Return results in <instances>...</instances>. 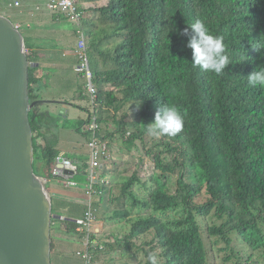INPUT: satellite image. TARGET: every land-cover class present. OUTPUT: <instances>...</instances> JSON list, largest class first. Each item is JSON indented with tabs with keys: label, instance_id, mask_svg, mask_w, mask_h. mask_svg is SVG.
I'll use <instances>...</instances> for the list:
<instances>
[{
	"label": "trees",
	"instance_id": "16d2710c",
	"mask_svg": "<svg viewBox=\"0 0 264 264\" xmlns=\"http://www.w3.org/2000/svg\"><path fill=\"white\" fill-rule=\"evenodd\" d=\"M34 1L42 0L29 2ZM91 1L84 8L80 3L84 16L79 27L89 44L95 92L94 99L82 92L89 106L80 109L89 116L79 125L85 123L81 129L89 139L95 120L106 138L117 131L128 145L140 141L142 154L154 164L146 180L139 171L141 158L131 176L103 187L108 210L104 221L126 220L130 229L109 232L116 244L91 245L93 261L105 253L126 251L127 264H148L149 252H157L159 264H220L216 256L225 252L222 264H264V88L247 83L249 74L264 68V55L251 43L264 34V0ZM197 19L224 37L231 63L220 75L192 67L190 37L180 33ZM26 47L34 63L29 68L30 98L42 99L50 74L39 63L37 45L27 42ZM71 53L79 65L77 50ZM165 103L186 113L183 130L145 143L147 124ZM48 105L37 103L30 111L34 171L61 180L54 175L61 150L47 141L43 127L49 119L61 127L64 118L50 112ZM127 105L137 111L132 132L130 123L117 116ZM64 156L78 165L72 178L88 175L90 149H74ZM175 175L174 196L169 180ZM75 207L82 216L87 205L75 202ZM135 208L146 212L133 216ZM62 221L76 232L74 221ZM91 238H98L97 233Z\"/></svg>",
	"mask_w": 264,
	"mask_h": 264
},
{
	"label": "water",
	"instance_id": "95a60500",
	"mask_svg": "<svg viewBox=\"0 0 264 264\" xmlns=\"http://www.w3.org/2000/svg\"><path fill=\"white\" fill-rule=\"evenodd\" d=\"M25 47L20 29L0 13V264H52L53 220L63 216L34 171L30 111L55 101L31 100L34 63Z\"/></svg>",
	"mask_w": 264,
	"mask_h": 264
},
{
	"label": "rangeland",
	"instance_id": "374dc122",
	"mask_svg": "<svg viewBox=\"0 0 264 264\" xmlns=\"http://www.w3.org/2000/svg\"><path fill=\"white\" fill-rule=\"evenodd\" d=\"M9 0H1L0 3V13L6 15L9 17L14 23L18 22L21 25L20 32L22 33L24 37L25 45L26 43L33 42L35 45L41 44L47 48L50 47L54 48L55 50L51 51V54H49V58L52 57L51 61H56L57 59V49H59L58 53H63L67 47L70 46V44H73L74 41L77 38L78 40H82L81 35L74 33L79 29V23L75 22L68 18H61V20L53 19L50 14H48L47 11H44L43 13L38 12H30L24 10H14L12 8H9L8 3H6ZM82 7H86L92 3L90 0L88 5H86L85 0L80 1ZM20 9V8H19ZM21 14V15H20ZM21 16V17H20ZM19 18H21V21H19ZM23 25V27H22ZM81 31V30H80ZM36 35V37H33ZM69 36V37H68ZM76 36V37H75ZM39 40V42H37ZM86 39V38H85ZM32 40V41H31ZM74 40V41H73ZM87 42V41H86ZM89 44L87 43V49ZM27 48V47H26ZM57 48V49H56ZM77 48V44L75 46ZM41 49H38V55L39 58H42L43 53L47 55V50H44L42 53L40 51ZM31 53V51H30ZM46 61L49 62V59L46 58ZM66 65L64 62H55L50 63L49 67L47 68V71L50 73L51 78L45 82V84L48 86V91L53 95H61V90H63L64 93H71L70 85L71 82L75 80L76 75H73L71 71H68L66 68H64ZM75 68H78V65L75 66ZM77 83H79L81 86H84V83L87 82L88 79L86 77L83 78L82 73H79V76H77ZM47 90V89H45ZM87 92V91H86ZM88 93V92H87ZM76 94V93H75ZM43 95V93H42ZM88 96L90 97V94L88 93ZM78 95L76 96L77 99ZM85 98L77 99L78 103L81 105H85L86 107L89 106V101ZM70 101V100H69ZM121 110V111H120ZM136 109L134 106L129 107V105L124 106L119 109L117 112V116L119 118H124L125 121L130 123L129 131H133V122L136 119ZM70 116H73L76 118V125L81 124L86 118H88L89 113L87 111H84L83 109H77L75 106L70 107ZM66 120L65 126L60 128L55 138H58L56 143V146L62 148L63 150H74L75 148L80 151L88 152V146L86 145V141L89 138V134H86L83 131H79L77 127L75 129L71 128V119L64 114L63 116ZM112 128H116V124L111 125ZM79 128H82V126ZM153 136L146 133L144 135V142L147 143L151 140ZM109 139V138H108ZM112 142V159L109 162L107 166H105L101 171V177L107 178L108 181H106L105 184H100L97 186V191L99 192L97 195L98 201L96 202V199L94 200V208L95 205L102 214L100 217V220H105L104 218L107 217V192L103 190V187H108L111 184H114L115 182H122L124 178H128L131 176L133 171L138 167L139 161L141 158H144V162L142 164H139V171L140 175L143 178V180L148 179L149 175L154 170V164L153 162L148 159L146 156L142 154V144L140 141L137 142V146H133L132 144L128 145L121 134L116 131V135H114L113 138L110 139ZM75 147V148H74ZM62 161V159H61ZM109 170H115V171H109ZM117 171V172H116ZM67 173V172H66ZM58 177V176H57ZM61 180H48L49 188V195L51 200L53 199V205H54V213L60 214L64 217H66V213L69 215L67 217L69 218H75L78 217L80 214L81 208H72L73 204L75 202L76 195L72 193V188H67L65 185V178L59 177ZM169 180V192L172 193L174 196L175 189L177 187V175L170 177ZM141 188V185L136 186V190ZM56 190H59L60 198L54 196V192ZM54 191V192H53ZM61 191V192H60ZM140 193V192H139ZM106 194V195H105ZM143 193H140L141 196H143ZM102 197H105V200H101ZM115 207V206H114ZM138 212L145 213L146 210L142 209L139 210L137 208L133 211V216L137 215ZM107 219V218H106ZM63 219H59L56 222H54L55 226V232H57V238L56 240H61V247L64 248L63 254L65 255V258L67 259V256L69 257L68 263L69 264H85L84 261L77 255V251L84 250L86 248V245L84 246L83 240L81 238L82 235H77L74 231H69V228H67L63 224ZM130 229V223L128 221H122L119 223H111L109 224L107 221H105V227L101 229L102 232L101 236L99 237V243H102L101 246H104L105 243L112 242L113 244H116L117 241L114 237H109L110 231H120V232H128ZM108 234V235H107ZM242 246V244L239 243L238 240H235V245ZM222 245V244H221ZM219 245V246H221ZM244 247V246H243ZM242 249V248H240ZM53 250V247H52ZM105 250V249H104ZM106 252V251H105ZM69 253V254H67ZM67 254V255H66ZM94 255V252H93ZM225 256V252H220L216 256V261L220 264L223 263L222 257ZM127 256L126 251H123L122 253L118 254L117 251H113V253L108 254L105 253L102 254L99 258L96 259V261H93V264H127ZM215 259V257H213ZM54 264H59L58 261L54 262ZM227 264H234V262H229Z\"/></svg>",
	"mask_w": 264,
	"mask_h": 264
},
{
	"label": "built area",
	"instance_id": "2783aa9c",
	"mask_svg": "<svg viewBox=\"0 0 264 264\" xmlns=\"http://www.w3.org/2000/svg\"><path fill=\"white\" fill-rule=\"evenodd\" d=\"M27 0H10L8 2L9 8L19 9L29 7V2L25 3ZM34 12L47 11L58 17H64L71 19L75 22L81 24V20L84 16L83 9L79 5L77 0H42L39 2L33 3L32 7ZM20 25L17 24V27ZM82 40L78 42V55L80 56V64L78 65L77 71H82L85 73V76L89 79L88 90L92 94L94 99V85L91 82L92 72L90 69L89 58L87 54V45L84 39L83 32H80ZM27 53H30L28 48H25ZM91 130L93 131L92 137L88 141V147L90 149V160H89V169L87 175V191L85 192L87 200L85 204L87 208L85 209L82 216H79L75 219L76 223V233L77 235H82L84 250L77 251V255L84 261L85 264H93V250L90 246H95L98 242V238L92 239V233H97L105 227V221L100 220L101 213L98 208H94V200L97 198V186L105 184L107 178L101 177L102 169L109 164L112 159V152L110 141L108 138L104 137L100 133L101 127L95 120L91 124ZM62 157H57L56 164L54 167V175L58 177L65 178V185L67 188H72L78 186V182L75 181L71 174L66 173L67 170L72 171L73 175L78 172V165L65 158L61 161ZM43 180L48 183L47 178Z\"/></svg>",
	"mask_w": 264,
	"mask_h": 264
},
{
	"label": "clouds",
	"instance_id": "9594fccd",
	"mask_svg": "<svg viewBox=\"0 0 264 264\" xmlns=\"http://www.w3.org/2000/svg\"><path fill=\"white\" fill-rule=\"evenodd\" d=\"M29 1L30 0H27L25 3ZM77 1L79 3V0ZM35 2L36 1L29 2L30 4L29 7L20 8L18 10H21V11L24 10L30 13L33 11L34 6L32 7V5ZM58 19H61V18H58ZM15 24L17 26V24L19 23L15 22ZM81 24H82V20H81ZM81 24H79V26ZM18 28L20 29L21 25ZM80 32H83V31L79 27V29L77 30V33L80 35ZM180 34L187 35L190 37L187 43V47L192 50V58H191L192 67L194 68L198 67L201 71L220 75L225 71L227 66L231 63L229 55L227 54V46L224 42V37L213 33L211 29L202 20L197 19L194 23H191L188 28H185L183 32ZM85 38L86 36L84 35V39ZM78 42H77V48L74 49L75 51L78 49ZM251 43H252L253 48H255L257 51H261L262 55H264V34L261 35L259 40H253L251 41ZM86 45H87V42H86ZM83 76L86 77L85 75ZM92 79H91V82H92ZM247 83L252 88H256V87L264 88V68H258V70L249 74L247 76ZM88 85H89V79H88V84L86 85V91L90 94V97L92 99L91 92L88 90ZM40 103H44V102H40ZM61 114H64V111ZM185 115L186 113H182L177 106L165 103L156 112L154 122L147 124L146 132L149 135H152L155 137H160V136L175 137L178 133H180L183 130ZM87 146H88V142H87ZM110 146L112 147L111 141H110ZM59 156H61L63 159L66 158L64 155H61V154ZM68 172L69 174H73L72 171L70 170H67V173ZM42 178H46V177H42ZM66 218L67 217L63 216L62 219H66ZM76 218L77 217H75L74 219ZM101 234L102 232L98 231L97 237L98 235L101 236ZM147 262L148 264H159L157 252H149L148 257H147Z\"/></svg>",
	"mask_w": 264,
	"mask_h": 264
},
{
	"label": "crops",
	"instance_id": "0c3cea01",
	"mask_svg": "<svg viewBox=\"0 0 264 264\" xmlns=\"http://www.w3.org/2000/svg\"><path fill=\"white\" fill-rule=\"evenodd\" d=\"M48 14H50V16L53 19L61 20V19H57L58 17L56 18V16L53 15L52 13H49L48 12ZM19 21H21V18H19ZM22 27H23V25H22ZM74 35H76V34L74 33ZM33 37H36V35H34ZM39 40L40 39H38L37 42H39ZM42 40H45V39L42 38L40 40L41 41V44H39V47L36 48L37 50L38 49H41L40 51L42 53L44 52V50H47L48 49L47 55H45L43 53L42 58L39 61V63L42 66V68L43 69H47L49 67V64L50 63L64 62L65 65H66L64 68H66L68 71H71V73L73 75H76L75 80L72 81L71 82V85H70L71 93H64L63 90H61V92H62L61 95H53V94H51L48 91V86H46V88H43L41 90V96H42L41 98L42 99H44V100H54L55 101V102H51L50 101V102L47 103V104H49L48 105V109L50 110V112H52L56 116H59V113L61 114L64 111V114H66L69 117V115H70V107L72 105L75 106V108H77V109L78 108L79 109L81 108L82 105L78 103L77 99H81L82 98V92H86V85H87V82H86V83H84V87H83L79 83H77V80H76L77 79V76H79V73H78L77 69L75 68L77 59L73 55L74 53H71V52H72V50L75 49V46L77 44V38H76L75 41L73 40L74 43L73 44H70V46L67 47L63 53H58L59 52V49L56 48L57 49V54H58L57 55L58 57H57L56 61H51L52 57L49 58V56H48L49 54H51V51L52 50H55V49L52 48V47H50V50H49V47L45 48L42 45ZM46 58L49 59V62L46 61ZM49 77L51 78V75H49ZM83 78H84V76H83ZM49 79H48V82H49ZM83 88H85V89L83 90ZM45 89H47V90H45ZM42 93H43V95H42ZM84 94L86 95V93H84ZM77 95H78V97L76 99V96ZM73 103H75L77 105H74ZM64 114H63V116H64ZM65 118L62 119L61 122H60L61 123V127H59L56 122H52L50 119H49V121L47 123H45V125L43 127V130L44 131H48L47 132V141L49 143L56 145L55 142L57 141L58 138H55V136L57 135L59 129L65 126V122H66ZM69 118L71 119V128H73V129H75L76 127L78 128L79 127V124L76 125V122H75L76 121V118L73 117V116H70ZM82 127L83 128L85 127V123L83 124ZM78 130L79 131H82L81 128L78 129ZM88 140H89V138H88ZM88 140L86 141V145H87ZM58 148L61 150V155H64L65 152H68L67 150H63L60 147H58ZM68 150L71 151L70 149H68ZM88 150H89V148H88ZM71 175H73V174H71ZM73 179L75 181H77L78 184H79L74 189L70 190V191H72V193L74 195H76V198L74 200H75L76 203L85 204V202L87 200V196H86L85 192L87 191V188H88L87 187V176H85V177H82V176L75 177ZM53 194H54L55 197L60 198L59 190H56ZM95 199H96V202H97L98 201V198H95ZM52 202H53V199H52ZM101 216H102V214H101ZM52 234H53L52 241H53V244H54V247H53V250H52V263L54 264V262L58 261L59 264H69L68 263L69 257L67 256V259H66L65 258V255L63 254L65 247L64 248L61 247V243H60L61 240H56L58 238H57V232H55V226H54V228L52 230ZM67 254H69V253H67Z\"/></svg>",
	"mask_w": 264,
	"mask_h": 264
}]
</instances>
